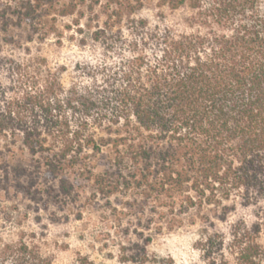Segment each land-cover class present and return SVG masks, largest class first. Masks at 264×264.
Masks as SVG:
<instances>
[{
  "label": "trees",
  "instance_id": "1",
  "mask_svg": "<svg viewBox=\"0 0 264 264\" xmlns=\"http://www.w3.org/2000/svg\"><path fill=\"white\" fill-rule=\"evenodd\" d=\"M146 1L0 0V34L6 37L25 30L31 38L60 39L59 18L77 16L79 33L87 27L93 41L120 50L101 67L93 87L73 88L66 100L52 70L39 84V61H34L38 79L22 97L7 98L0 81V136L20 133L29 150H57L47 156L44 171L39 168L28 179L33 186L58 182L65 198L79 179L69 173L80 166L98 196L109 203L119 194L128 196L121 204L137 213L176 218L196 210L224 219L239 206L254 208L255 221L233 226L230 248L235 264H259L264 257L262 2L156 0L160 7L193 10L188 28L179 30L135 19ZM68 107L81 114L74 123ZM82 150L113 155L95 174L82 166ZM225 243L222 233H208L202 248L211 257ZM13 256L12 264L44 263L27 243Z\"/></svg>",
  "mask_w": 264,
  "mask_h": 264
},
{
  "label": "rangeland",
  "instance_id": "2",
  "mask_svg": "<svg viewBox=\"0 0 264 264\" xmlns=\"http://www.w3.org/2000/svg\"><path fill=\"white\" fill-rule=\"evenodd\" d=\"M261 2L264 9V0ZM194 15L187 6L172 10L147 0L135 19L147 20L151 27L168 25L183 30ZM88 16L81 24L88 22ZM76 19L59 18L64 31L60 39L31 38L25 30H13L9 37L0 34V81L7 98L22 97L35 85L34 61L43 66L38 74L40 85L47 70L58 76L65 91L61 99L71 96L73 88L84 91L94 86L101 67L112 62L120 50L93 41L87 27L79 33ZM128 22L126 18L124 26ZM124 35L130 37L127 30ZM66 112L73 123L81 118L70 107ZM54 151L29 150L20 133L0 136V264H12L22 243L41 253L44 263L38 264H235L230 248L233 226L242 220L255 221L254 208L239 206L224 219L196 210L176 218H162L151 211L137 213L121 204L128 196L119 194L110 203L98 196L94 183L82 178L80 166L69 173L79 179L74 194L65 198L58 192V182L33 186L28 179L39 168L44 171L47 156ZM81 154L82 166L97 174L103 172L106 156L113 152L82 150ZM208 233H222L226 240L222 250L211 257L202 248ZM260 242L264 245V233ZM259 264H264V257Z\"/></svg>",
  "mask_w": 264,
  "mask_h": 264
}]
</instances>
